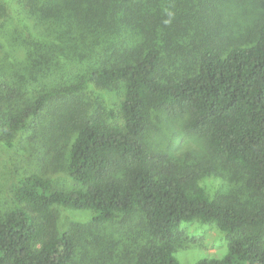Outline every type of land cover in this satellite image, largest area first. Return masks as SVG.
Segmentation results:
<instances>
[{
  "label": "trees",
  "instance_id": "1",
  "mask_svg": "<svg viewBox=\"0 0 264 264\" xmlns=\"http://www.w3.org/2000/svg\"><path fill=\"white\" fill-rule=\"evenodd\" d=\"M229 3L251 6L235 32ZM13 11L28 30L21 37L14 26L17 47L0 52V143L12 146L43 117L80 187L54 188L35 172L16 177L0 209V264L74 260L78 236L58 227L56 205L92 210L95 224L142 214L148 240L129 264H180V225L193 220L227 238L222 257L194 264H264V0H14ZM89 84H123L108 113L121 126L88 111L79 95ZM156 109L186 116L185 131L235 167L255 199L210 198L200 180L219 174L212 160L192 166L190 153L149 150L142 137Z\"/></svg>",
  "mask_w": 264,
  "mask_h": 264
},
{
  "label": "rangeland",
  "instance_id": "2",
  "mask_svg": "<svg viewBox=\"0 0 264 264\" xmlns=\"http://www.w3.org/2000/svg\"><path fill=\"white\" fill-rule=\"evenodd\" d=\"M5 4V17L0 19V52L4 55L17 47L15 30L22 28L19 34L25 37L28 27L24 21L14 17V0H0ZM242 8H251L249 4H228L224 8L227 24L235 32L238 25L244 26ZM17 27L14 28L13 27ZM3 27V28H2ZM25 30V31H24ZM11 39V40H10ZM13 55V52L11 54ZM15 57V56H14ZM10 59H13L12 56ZM123 96V84L118 89H102L93 84L79 95V99L88 105V111L99 114L107 124L122 125L121 116L109 117L110 109L119 108ZM186 116H170L165 111L156 109L151 112V125L142 137L149 150L166 153L169 156L185 158L190 153L193 158L187 165L202 164L203 160H212L219 174L202 177L207 195L214 198L219 194H232L239 202L249 204L255 197L242 188L241 173L235 167H225L219 158H210L204 147L203 137L184 129ZM39 122V121H38ZM43 117L37 129L23 131L17 136L12 146L0 143V209L8 206L7 193L16 184V177L32 172L43 174L52 180L54 188L70 190L80 187L69 178L67 172V149H62L58 133L50 130ZM34 136V137H33ZM33 137L30 141L28 138ZM58 227L72 229L78 236L77 253L70 264H129L135 249L148 240L144 230V217L139 212L130 216H117L112 221L95 224L93 211L89 209H71L65 206L53 208ZM182 235L175 256L180 264H194L202 258L222 257L227 251L226 234L215 223H201L197 220L180 225Z\"/></svg>",
  "mask_w": 264,
  "mask_h": 264
}]
</instances>
